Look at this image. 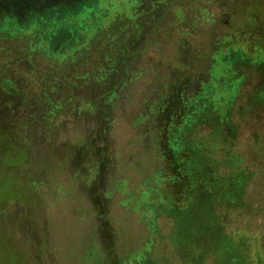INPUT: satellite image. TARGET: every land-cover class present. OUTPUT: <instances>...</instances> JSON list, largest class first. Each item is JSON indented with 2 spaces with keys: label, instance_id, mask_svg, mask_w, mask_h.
<instances>
[{
  "label": "rangeland",
  "instance_id": "374dc122",
  "mask_svg": "<svg viewBox=\"0 0 264 264\" xmlns=\"http://www.w3.org/2000/svg\"><path fill=\"white\" fill-rule=\"evenodd\" d=\"M158 1L0 0V264H121L151 240L167 256L174 218L153 232L137 201L210 184L217 223L264 250V0L223 6L239 10L223 27L235 56L210 67L224 38L189 21L171 39Z\"/></svg>",
  "mask_w": 264,
  "mask_h": 264
},
{
  "label": "trees",
  "instance_id": "16d2710c",
  "mask_svg": "<svg viewBox=\"0 0 264 264\" xmlns=\"http://www.w3.org/2000/svg\"><path fill=\"white\" fill-rule=\"evenodd\" d=\"M70 13L64 12L68 15ZM89 15L87 19L83 16L84 19H82L81 24L77 25V29L79 27L85 28V22L89 23H87L88 26L90 25L86 29L94 27L95 19L93 17L97 16L94 15L91 18ZM54 19V12H48L36 20L34 19L31 26L33 24L39 26L42 22L50 24ZM31 26L29 25V27ZM50 26H47L46 31L48 29V32L54 33L55 31ZM32 28L34 29V25ZM59 30L60 33L64 31L61 28ZM55 34L58 35V33ZM56 43L54 40H48L46 46L55 51L59 49ZM65 44H60V49L66 48ZM229 91L235 93L236 89L229 85ZM230 98L234 99L235 97L231 95ZM191 131L188 129V133ZM182 140L177 144L178 155L183 154L182 150L193 147L190 134H187ZM192 150L190 148V151ZM210 185L202 191L197 190L190 193L184 202L169 198L164 199L162 193H159L160 196L158 195L159 197L156 198L153 193H144L137 201V205L147 218L153 232L160 233V217L169 215V217L174 218V232L166 236L161 235L170 239L172 249L167 256L159 257L155 254L154 240L147 241L149 243L147 248L126 257L121 264H264V250L250 251L249 246L252 245L250 237L231 234L217 223V215H214V205L211 201L212 187ZM199 195L209 200L210 203L204 202L202 207L198 206Z\"/></svg>",
  "mask_w": 264,
  "mask_h": 264
},
{
  "label": "flooded vegetation",
  "instance_id": "af4514ba",
  "mask_svg": "<svg viewBox=\"0 0 264 264\" xmlns=\"http://www.w3.org/2000/svg\"><path fill=\"white\" fill-rule=\"evenodd\" d=\"M158 1V0H157ZM177 3L179 4V7L177 9V7H172L168 10L166 3L169 2V0H166L164 3L160 4V2H154L155 4L160 5L159 7H156L157 11H164L166 18L164 19V25H166L168 27V29L166 30L167 32H165L169 37H171L170 31H172L173 28L177 27V26H181L183 25V23L185 22H189L190 25L195 28L194 31L190 32L191 34H195L198 33V35L200 36V38H202L203 40L206 39V37L208 36V34H212L217 35L220 34L224 39H222L223 43H224V47H226V49H229L228 51H222V47L220 48V46L222 45V42L220 41V43H216L218 47L217 52H215L216 57L207 60L208 63V67H210L212 65V63L218 61V57H220L219 55H226L228 54L231 57H234L235 55L233 53H235L234 51V43H232L231 36L229 35V32H226L225 30H223L224 27V23L229 24V21H231V18H235L238 13L239 10H233L232 6L233 4L238 3V0L235 1H228V0H176ZM231 4L230 6L226 7L225 9L227 10L226 12L223 11L225 10L223 8L224 5L226 4ZM155 9V6H154ZM179 10V11H178ZM192 13H197L198 16L200 17L199 21H193V19H190V14ZM236 15V16H235ZM235 16V17H233ZM223 17V19H222ZM226 17H228L227 19H225ZM180 20H179V19ZM192 21V22H191ZM219 23H222L219 25ZM230 36V37H229ZM170 39V38H169ZM172 39V37H171ZM206 43V40H204ZM204 41L202 42V44L204 43ZM169 42V41H168ZM179 45V44H178ZM179 46H181V48L184 50V53L187 55V57L191 59H193L197 62H201L205 56L202 55V49L201 47L199 49L196 48H192L190 46H186L180 44ZM203 47V46H202ZM241 53V52H240ZM192 54L193 56L196 55L197 57H193L192 58ZM198 58V59H197ZM220 59H223V57ZM189 60V61H190ZM206 61V62H207ZM205 62V63H206ZM207 64V63H206ZM232 67L233 70V75L235 74L237 76V71L239 67H235L234 65L230 66ZM212 69V67H211ZM210 69V72H211ZM209 72V76L211 79V73ZM213 77V76H212ZM239 78L237 77V80ZM235 80L236 83V92L235 95L239 96L241 93V86H239L240 84H238V81ZM216 81V79H215ZM206 80L204 78L200 77V82L198 84V88L200 87V89H203V87L205 86ZM233 86V85H232ZM234 87V86H233ZM235 99V98H234ZM232 99V100H234Z\"/></svg>",
  "mask_w": 264,
  "mask_h": 264
}]
</instances>
